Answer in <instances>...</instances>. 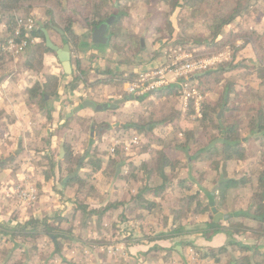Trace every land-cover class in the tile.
<instances>
[{
  "label": "trees",
  "instance_id": "1",
  "mask_svg": "<svg viewBox=\"0 0 264 264\" xmlns=\"http://www.w3.org/2000/svg\"><path fill=\"white\" fill-rule=\"evenodd\" d=\"M127 1L133 0H70L68 6L64 5L63 0H0V20H4V29L0 31V67L18 58L19 60L16 62L15 67L5 73L6 77L16 80L21 72L27 70L38 74L39 79L32 81L27 88L28 104L29 106L38 108L48 122L52 119V110L47 108L46 103L58 95V89L61 84L60 76L63 71L59 73V71L55 72L51 70L45 61L46 54L50 53L56 57V53L47 47L43 29L47 31L52 30L57 33L64 43L69 44L71 54L74 55V50H77L79 47L82 48L86 44L81 35L75 31L74 24L85 25L92 31L94 27L99 26L106 19L114 16L115 19L110 25L109 31L110 35L115 37L120 32L116 24L118 22L124 23L128 20V15L120 7V5ZM254 2L253 0L160 1V3L167 6L168 10L158 13L155 25H150L152 35L161 38V32L166 25L172 38L175 27L170 16L178 7L180 9L179 12L192 10L194 13H198L200 7L207 6L210 3L208 8L210 14L206 26L207 34L201 39L192 38L193 45L186 47V50L198 58L201 56H211L225 48H229L230 51L229 60L216 63L213 68L206 71L190 74L185 81L189 85L200 88L202 91H207L211 89L209 82L214 76L234 72L237 78L230 79L225 77L218 99L216 101L207 100L203 102L200 117L195 116L192 100H190L186 111L173 108L168 115L156 120H149L143 124L132 122L121 125L120 127H133L135 130L144 133L146 141L140 147L141 152H146L152 148L153 142L159 147L156 149V155L152 160L142 159L143 161H141L142 168L147 172L146 183L142 187H139L135 193L129 194L122 200H109L102 207L90 208L88 210L86 205L78 202V198L83 194V189L88 184L85 177L89 176L92 178L94 174L104 170L103 168L106 164L105 160L94 152V147L92 148L95 139L89 138V148L84 150V152L86 151V155L83 158L81 157L83 154L79 155L74 149L71 139L64 138V156L58 161L57 165L65 172L66 176L70 175L63 187L74 188L73 210L54 216L30 217L20 224V227H8L7 229L5 228L6 230L0 229V233L2 235L8 234L12 240L20 237L21 239L33 241L35 251H39L36 245L37 239L45 237L52 245V256L57 253L60 254L63 243L70 239L72 231L71 228H64L63 224L69 223L70 219L74 218L76 214L80 213L84 218V224H88V222L93 220L97 224H100L107 211L120 208L118 215L121 220H126V211H151L156 208L158 205L156 198L174 180L176 181L175 184L180 186L188 184L190 175L189 177L188 174H181L183 177L173 176L174 169L183 164L182 158L180 159L179 157L185 156L186 162H200L208 169H214L213 171H215V175L219 176V179L213 191L186 192V205L180 204L172 209L171 223L168 225L166 232H162L150 239L174 238L191 232L200 233L205 239H210L213 235L221 232L226 234L230 239L234 233L239 234L241 232L255 233L257 236L264 238V166L254 172L253 178L246 172L241 173L240 177H228L225 171L227 163L231 161L243 164L251 158V162H253L252 158L255 152L248 148L246 139L243 137L242 128L244 126H246L248 135H252L253 139L264 143V103L258 107H252V112L248 115L246 111L248 101L242 98L243 94H247V92L253 90L252 86L254 84L259 89H264V34L251 25L247 19L244 23L241 20L253 8ZM116 5L119 7L114 12L113 10ZM39 6L44 11L42 22L40 21L39 23L37 21L35 27L28 32L22 27H18L17 19L22 15V12L28 8ZM58 29L62 31V34ZM26 34L30 38H34V40L31 41L27 37V43L22 47L18 56L3 49L10 39H13L17 45L21 44L22 40L26 39ZM172 42L177 45L185 44V42L174 38ZM92 44L93 46L101 45ZM139 46L141 48V42H139ZM248 46L252 48L255 60L237 58L238 52ZM75 63L72 67L71 82L82 81L85 84L91 85L93 81H89L86 78V71L81 70V59L76 57ZM111 71L117 76L116 83L118 84L132 79L134 76L136 77L134 71L125 73L126 70L123 68L115 71L110 68L105 70V72ZM182 81H184V78ZM179 89H181V85L173 82L160 87L155 92L167 96L177 94V96H180L178 93ZM82 97L80 96L79 99L81 98L82 100ZM127 98L141 99V97L136 96H127ZM72 120L73 117H63L62 124L55 131H48V136L46 138L42 137L41 146L35 148V154L46 148L49 145L50 139L56 136L59 130L64 127L70 131L71 138L80 137L78 128H74L71 124ZM194 122L197 123L196 126L200 125L214 129V132L208 134L209 140L204 138L203 134L197 133ZM91 124V129L97 130V134L107 131V125L104 122L93 121ZM167 124L176 130V135L171 140H166L165 142L166 136L156 135L153 130L158 126H165ZM118 147L114 151L115 155L111 159V163L116 164L118 161L117 157H120L122 154ZM50 156L41 155L37 159H47ZM260 156L259 162L264 164V150L261 151ZM32 158L33 161L36 157L32 156ZM150 162H153L154 166H149ZM212 163L215 167L213 169L211 167ZM8 165L5 162L0 165V169H4ZM121 165L120 162H117V167L120 168ZM43 166L44 164L39 163L35 170L39 172ZM77 166L78 170L76 171ZM15 169L16 167L11 169L10 172L22 175L20 174V170L19 173L18 169ZM153 173L160 179V184L157 186L149 185V178ZM205 174V171L199 172L201 176ZM47 178L45 177L43 180L45 181ZM253 179L254 183H252ZM10 180L8 178L4 182L0 180V185L9 183ZM37 185L41 186V182L39 181ZM189 186L191 188V185ZM247 186H252L247 209H239L236 212L229 213L228 218L215 220L214 214L220 209H226L230 193L239 187L246 188ZM90 190H93L92 185H89ZM206 199L208 202H206ZM192 203H194V211L196 213L207 215L205 221L196 223L193 229L187 230L184 227L188 223L181 219L180 212L184 206L189 207ZM139 216L145 217L141 214ZM245 220L253 221L256 227H250L248 224L243 223L246 222ZM238 221L241 222L238 223ZM192 243V241H180V245L182 246L191 245L194 247L195 245ZM227 245H237L238 250L242 253L244 252V254L230 259L226 264H253L251 256L247 254L251 250V246L234 239H231ZM195 249L197 251L200 250L199 248ZM227 251L226 245L216 248L206 247L205 253L201 254V258H214L215 261H218L220 260L219 255ZM254 264L260 263L255 262Z\"/></svg>",
  "mask_w": 264,
  "mask_h": 264
},
{
  "label": "rangeland",
  "instance_id": "2",
  "mask_svg": "<svg viewBox=\"0 0 264 264\" xmlns=\"http://www.w3.org/2000/svg\"><path fill=\"white\" fill-rule=\"evenodd\" d=\"M69 1L70 0H63L64 5L68 6ZM160 1L162 0H133L124 2L120 5L122 10L128 15V20L124 23L118 22L116 24L120 32L115 37L110 35V25L108 26L106 35L109 42L106 45L93 46L89 40L92 31H90L85 25L83 26L79 23L74 24L75 31L81 35L82 39L86 41V44L82 48L79 47L77 50H74V55L72 54L71 56L73 63V65L71 63V67L76 64V57L80 58L82 62L81 70H85L86 78L89 81H93L92 84L89 85L94 89V93L93 95L87 93L86 98L94 99L96 100L94 102L98 104H110L114 99L123 100V102L118 104L115 108L103 110L104 112L89 109L90 111L88 112L90 115L86 114L85 116L74 118L71 122L74 128H78L80 134V137L70 138L74 149L79 155L86 153L84 150L89 148L88 140L91 138L90 136L93 132V129L90 127V125H92L91 123L99 120L105 122L107 125V131L101 133L104 135L100 137L101 134L99 133V137H97L92 144L94 152L100 156L104 155L106 158V164L103 168L104 170L100 173H96V175H93L92 178L89 176L85 177L88 184L83 189V194H81L78 198V202L86 205L88 210L90 208L102 207V205L106 203L105 200H102L103 195H99L98 191L100 190L97 189V186L102 187V189L107 188L111 194H117L110 199L113 201L122 200L129 194L135 193L139 187H142L146 183L147 172L141 166V161H143L141 154H147V159L150 161L156 155V150L151 146L152 148L148 151L141 152L140 147L146 141V137L143 135L144 133L133 129V127L120 126L132 122L143 124L149 120L159 119L162 116L168 115L173 108L186 111L189 101L192 100V103L194 101L192 97L184 98L182 88L179 89L178 92L180 96H177L178 94L167 96L162 95L161 93H157L156 96L154 93L149 92L139 95L138 97H141V99H129L127 98V96L130 95L129 92L124 90L122 84L116 83V76L113 74V71L105 72V70L110 68L115 71L123 68L126 70L125 73L136 71L137 74L138 70H141L142 68L152 67L155 65L159 66L160 64L171 61V58L177 57L180 54H188L190 57L187 60L200 58L207 59L219 54H223L222 57H219V62L227 61L230 58L229 48L218 51L211 56H201L200 58L191 55L192 53L186 50V47H191L193 45V42L191 41L192 38L201 39L205 34H207L206 26L210 14L208 11L210 3L207 6L200 7L198 13H194L192 10L179 12L180 9L178 7L170 16V19L175 27L172 38L169 35L170 33L166 25L161 32V38H157L156 35H152L150 25H155L158 13L168 10L167 6L160 3ZM118 7L119 6L116 5L113 11L115 12ZM30 14L34 15L39 23L40 21L42 22L44 15L42 7L28 8L22 12L20 17ZM246 19L251 25L256 27L259 32L264 34V0H256L254 2L253 8H251V10H249L247 14L241 18L243 23ZM3 25L4 20H0V29H2ZM48 34L51 40L57 45H63L64 42L57 33L51 30L48 31ZM173 38L181 40L185 42V44H174L172 42ZM139 42L142 43L143 48L142 46L140 48ZM179 49H181V51ZM51 57L53 59L54 55L51 54ZM237 58L248 59L251 61L255 60L253 57V50L250 46L238 52ZM216 63L204 68L201 71L213 68ZM58 68L60 69L61 67ZM225 77L230 79L237 78L234 72L214 76L209 82L211 84V89L207 91H202L196 86L189 85V83L188 86L189 88L194 87L199 91L201 96L199 101L202 106V103L207 100L216 101L218 99L219 91L221 90ZM134 79L135 76L128 80L132 81ZM77 82L85 84L82 81H76L74 83ZM178 82L180 81H174V83ZM171 83L173 82H169L168 84ZM252 87L253 90L247 92V94H243L242 96V98L247 99L246 101H248L246 105L248 115L251 114L252 107H258L264 103V89H259L255 84ZM110 94H114L115 98H110L109 101L108 95ZM131 96L133 97L135 95L132 94ZM25 99L27 100V103H25L26 109L23 117L29 120L33 118L36 113L41 112H36V109L34 110L36 107L29 106L28 98L25 97ZM51 100L52 98L48 101ZM21 115L22 113L20 116ZM61 118L63 117L61 116ZM110 123L112 124L110 125ZM196 125L197 123L194 122V126ZM196 128L197 133L203 134L202 136H204L207 140H209L208 134L214 132L213 128L202 127L200 125L196 126ZM153 132L156 135H165V142L166 140H171L172 137L176 135V130L169 124L165 126H158L153 130ZM133 133L139 137V143L131 145L129 149H125L126 143L131 139ZM242 134L243 137L248 135L246 126L242 128ZM115 137L120 141V143L115 146V149L120 146L118 148L122 152L120 157H117L118 161L116 160L122 164L120 168L117 167V162L116 164L111 163V159L115 155V149L113 152H110V149L112 147V139ZM249 140H251L252 145L250 144L248 148L251 151H254L255 154L252 158L253 162H251L253 165L249 166L250 168L247 172H253V169H256L257 171L264 166L263 163L259 164L258 162L261 157L260 153L264 150V143H260L251 137ZM153 144L157 146L155 142H153ZM50 155V158L47 159H37V157H41V155L35 154V151H25L24 148L22 150L20 147L19 157L17 154L14 156V160L12 162H8L12 169L16 167L15 170L18 169V171H21V173L19 171L20 174H24V182H26L19 183V186L25 187L33 185L37 192V199L33 205H22V203L18 202L15 198H8L9 203L19 205V207H23L22 209L24 210L22 214L19 212L18 219L22 222L18 223V221V224L15 223V228L20 227V224L24 223L26 219L30 217H42L43 215L54 216L59 214L63 209L61 202H66L67 200L70 201L74 198V188L66 189V187H62V181L67 176L57 165L58 161L62 159V157L59 156L58 149L55 148L53 153ZM9 156L10 154H5L2 156L1 160ZM32 156L36 157L33 161ZM81 157L84 158L85 156ZM133 157H135V160H133ZM179 158H182L183 164L174 169V177L182 176L184 174H188V177L189 175L195 176V178L202 177L201 175H198V173L195 175L192 172L194 169L193 167L192 169L187 168L188 164L186 165L185 156H180ZM39 163L44 164V166L42 170L37 172L35 168L37 169V165H39ZM236 163L238 164V162ZM236 163H232L234 167H232V165H228L229 174L240 177L242 175V170L236 166ZM149 166H154L153 162H150ZM211 167L212 169L215 168L213 163ZM235 169H238V171H235ZM213 170L211 174L214 176L215 171ZM15 174L10 171L8 172L9 177ZM45 177H48L44 181L46 182V188H44L46 190L41 191V186H38L37 183ZM103 178L105 181H103ZM49 181L54 183V186L52 187L54 190H52L51 194L48 188L49 183H47ZM191 182L192 181L189 180L188 184L191 185ZM149 183L148 184L151 186H157L160 184V179L153 173L149 178ZM175 183L176 181L174 180L173 183L167 186L166 190L156 198V201L158 202L156 208L151 211H126V220L120 219L118 215L120 208L107 211L100 224H97L95 220L88 222V224H84V218L80 215V213L76 214L74 218L70 219L69 223L63 224L64 228H71L72 231L70 239L63 243V248L60 254L57 253L52 256V245L45 237L37 239L36 245L39 251H35L33 248V241L21 239L20 237L12 240L8 234L2 235V233H0V264H122L123 262L124 264H134L129 252V244L133 236V231L136 230L137 233H141L142 239L156 237V233L159 230H165V227L167 228L169 225L168 222L172 217V209L180 204L186 205V192L193 193V191H197V188H194L192 185L190 188L187 183L182 186ZM89 185H92V191H89ZM242 188L245 187H239L237 190H233L232 193H230L229 203L226 209H220L219 212L229 214L236 212L239 209H247L248 204L246 205L243 203V200L246 202L245 200L249 198V191H252V188L248 186L246 187V190H242ZM119 193H121L120 196L118 195ZM245 193H247V199H245ZM97 201L100 203L99 205L96 203ZM3 202L4 200H0V203ZM5 206L6 205H4V207ZM73 208L74 207L71 206L66 212L72 211ZM137 214L144 215L145 217H138ZM180 214L181 219L187 221L188 225L193 227L194 224L201 222V219L207 215L196 213L194 211V203L190 204L189 207L184 206L181 209ZM9 217L14 218L15 212L13 211L9 213ZM94 218L96 219V217ZM239 222L241 221H238V223ZM243 223L248 224L249 221L246 220V222ZM0 229L2 230V228ZM184 237L185 238H183L182 241H190L189 234H185ZM231 239L251 246V250L248 251L247 254L251 256L253 264L255 262L264 264L263 237L261 238L255 233L241 232L239 234L234 233ZM231 239L226 235V240L223 245L227 246L228 251L220 254V260L218 261H215L214 258H201V254L205 253V247L203 248L192 243L196 247L191 245H181L178 247L179 250L173 254L170 252L169 248L165 249V251L162 252L164 254L161 262L163 264H226L230 259L240 257L244 254V252L242 253L238 250L237 245H227ZM195 248H199L200 250L197 251ZM138 260L141 261L140 258ZM138 260L137 262H139Z\"/></svg>",
  "mask_w": 264,
  "mask_h": 264
},
{
  "label": "crops",
  "instance_id": "3",
  "mask_svg": "<svg viewBox=\"0 0 264 264\" xmlns=\"http://www.w3.org/2000/svg\"><path fill=\"white\" fill-rule=\"evenodd\" d=\"M3 28H4V25H3L2 29H0V30L2 31ZM71 56H72V54H71ZM51 59H52V57H51L50 53L45 55V61H46L47 65L50 67V69L55 71V72L59 71V73H60V71L61 72L63 71V73H61V76H60L61 84H60V87L58 89V95L55 98H52L51 101H47V103H46L47 108L52 110V114H51L52 119L50 122H48L46 120V118L42 114V112L36 113L35 116L33 118L30 117L31 119H29V120L27 118L23 117V114H24L25 109H26L25 103H27V100L25 99V97L28 98L27 93H26L27 88L29 87V85L32 81L39 79L38 74L34 71L27 70V71L21 72L18 75L16 80H12L10 77H6L5 73L9 69H13L15 67L16 62L19 60L18 58H16L15 60H13V61H11V62L0 67V77L2 78V80L0 82V157L1 158L5 154L6 155L7 154H10V155L13 154L15 151H17V149H18L17 154L19 157V148L20 147L22 150L24 148L25 151H28V152L33 151L34 152L36 147L41 146L42 137L46 138V136H48L47 135L48 131H53V130L55 131L62 124L63 121H62L61 116L64 118L73 117V119H74V118L85 116L86 114L90 115V113L88 112V111H90L89 109L104 112L103 110H96V109H93L91 107H81V109L79 111L74 112L75 107L80 105L83 100L88 99V100L96 101L94 99L86 98L87 93H89L90 95H93L94 89L91 88V86L89 84H82L79 82L71 83L72 67H71L70 74H68L64 71V69L61 65V62L59 61L57 55H56V57L54 56L52 60ZM70 65H71V57H70ZM58 67H61V68L59 69ZM135 75H136V71H135ZM130 81L131 80H125L122 83L124 90H126V84ZM155 91H153L151 93H154L157 96V93ZM80 96L81 97L83 96L82 100H81V98L79 99ZM108 96H109L108 97L109 101H110V98H115L114 94H110ZM129 96H131V95H129ZM136 97H138V96H136ZM114 100H116V99H114ZM34 110L36 112H40V110L38 108H34ZM105 110H107V109H105ZM21 113H22V115L20 116ZM94 118H96V117H94ZM94 120H96V119H94ZM97 122H99V120ZM101 122H103V121H101ZM111 124L112 123H110V125ZM103 135L101 134L100 137ZM133 135H136V134L133 133ZM90 137L97 139V137H99V134H97L96 130H93L92 135ZM250 137L252 138V135H247L244 137L246 139L247 146H250V144H251V140H249ZM64 138H66V139L71 138L70 131L67 130L65 127L63 129H60L58 134L50 139L49 145L46 148H44L42 151H39L37 155H48V156H50V154L53 153L54 149L57 148L58 152H59V156L63 157L64 154L63 155L61 154V147L63 146V150H64V145H63ZM115 139H117V138L115 137ZM19 145H20V147H19ZM152 147L155 148V150L158 149V147L154 144H152ZM17 154H15V155H17ZM32 154H34V153H32ZM83 156H85V153L83 154ZM101 157L103 160H106L104 155H102ZM141 157H142V159H147V154L143 153V154H141ZM13 158L9 162H12L14 160ZM133 158H134L133 160H135V157H133ZM3 161H4V159L1 160L0 162H3ZM233 162L234 161L228 162L226 165L225 171H226L228 177H237V176H234L233 174L232 175L229 174V166L232 165V167H234L232 164ZM258 162H259V160H258ZM6 163H8V162H6ZM259 164H260V162H259ZM186 165H187V168H191V169H192V167L194 168L192 170V172L195 175L197 173L199 175V172H203V171L206 172V175H202L201 178H199V177L195 178V176H192V175H190V177H189L190 180L192 181L191 185L194 188H197V191L201 192V191H205V190L206 191H213L214 190V187L216 186V183L219 179L218 175L213 176V174H211L212 170L208 169L207 167H205L200 162H194V161L186 162ZM251 165H253V163H251V160H249L243 164H239V163L237 164L236 163V166L241 168V170H242L241 173L246 172L249 174V176H251L253 178V174L256 171V169H253V172H251V171L247 172L250 168L249 166H251ZM11 169L12 168L10 167V165H8L4 169H0V180L2 182H4V180L7 178L11 179L9 183L7 182L8 184L5 183V184L0 185V191H4V190L8 189V188H10V186H12L14 184L26 182V181L24 182V179H25L24 174L19 175L17 173L16 175H12L11 177H9L8 172ZM235 171H238V169H235ZM95 175L96 174H94V176ZM103 181H105V179ZM27 182H28V180H27ZM40 182H41V191L42 190L45 191L46 189H44V188H46V182H44L43 179L40 180ZM47 183H49L48 188H49L50 194H51L52 190H54L52 188L54 186V183L51 181H49ZM252 183H254V179L252 180ZM62 187H63V185H62ZM249 187L252 188V186H249ZM97 189L100 190V191H98L99 195H101V194L103 195L102 200H105V202H107V200H110L113 196L117 195L115 193L111 194L107 188L102 189V187L97 186ZM242 190H246V188H242ZM249 192H251V191H249ZM120 194L121 193H119L118 195L120 196ZM246 194L247 193H245L244 195L246 196ZM5 198H7V197H5ZM245 199H247V196ZM248 199L245 200L246 202H244V200H243V203H245L247 205L248 201H249ZM73 200H74V198H72L70 201H68V200L66 202L62 201L61 203H62L63 209L60 213H62V214L65 213L71 206H73ZM206 202H208L207 199H206ZM96 203L98 205L100 204V203H98V201ZM4 205H6V206L4 207ZM55 207H56V205H55ZM22 208H20L19 205H14L12 203H9L8 199H5L3 203H0V228H2V229L6 228L7 229L8 227H14L15 223H17L18 221H19L18 223H21L22 221L18 219L19 218L18 216H19V212H20V214H22L24 212V210ZM13 211L15 212V217L10 218L9 213H11ZM205 218H206V216L203 219H201V221H205ZM247 221H249L248 225L250 227H254V228L256 227V225L253 221H251V220H247ZM170 223H171V220H169L168 224H170ZM194 225H196V224H194ZM184 228L187 230H191V229H193V226L185 225ZM167 229H168V226H167V228L165 227V230H159L156 233V235H158L162 232H166ZM137 234H139V233H137V231L134 230L133 236L130 240L131 242L129 244V252L131 254L130 257L134 261V264H137V263H139V264H163L161 261L163 259L164 253H162V252H164L165 249H167V248L170 249V252L172 254L177 252L179 250L178 247L181 246L180 241H182L183 238H185L184 235H181L180 237L177 236L174 238H167V239H159V238L142 239L141 233L139 235H137ZM135 236H137V237H135ZM189 236H190L189 240L192 241L193 244L200 246V247H203V248L204 247L205 248L206 247L216 248L218 246L223 245L225 243V240H226V235L222 232L213 235L210 239H205L204 237H202L200 235V233H196V232L189 233ZM153 244H155V245H153ZM259 249H260V247H259ZM139 258L141 261L138 260ZM137 260L139 262H137ZM122 264H124V262Z\"/></svg>",
  "mask_w": 264,
  "mask_h": 264
},
{
  "label": "built area",
  "instance_id": "4",
  "mask_svg": "<svg viewBox=\"0 0 264 264\" xmlns=\"http://www.w3.org/2000/svg\"><path fill=\"white\" fill-rule=\"evenodd\" d=\"M37 24V19L34 15H27L24 17H18L17 25L22 27L27 32L31 30ZM18 33V31H16ZM33 41L34 38H30L26 34V39L22 40L21 44L17 45L13 39H10L6 46L3 49H6L15 56H18L22 47L27 43L28 38ZM181 51V49H179ZM223 54L213 56L207 59H193L187 60L190 56L188 54H180L177 57L171 58V61L160 64L159 66L155 65L152 67L142 68L138 70L134 80L126 84V90L130 95H143L145 93L152 92L159 89L160 87L168 85L169 82H174L179 80L178 84L181 85V88L184 92V98L192 97L193 98V108L195 110V116H201V103H200V93L194 88L188 86V82L185 81L188 79V76L193 73L200 72L206 67L213 65L216 62H219V57H222ZM185 60V61H183ZM171 76V77H170ZM184 78V81L182 79ZM120 141L118 139H112V147L110 152H113L115 146L118 145ZM139 143V137L133 135L131 139L126 143L125 149H129L131 145H136ZM31 186H19V184H14L10 188L0 191V200H5L10 197L15 198L22 205H33L37 199V192L35 187ZM7 197V198H5Z\"/></svg>",
  "mask_w": 264,
  "mask_h": 264
},
{
  "label": "water",
  "instance_id": "5",
  "mask_svg": "<svg viewBox=\"0 0 264 264\" xmlns=\"http://www.w3.org/2000/svg\"><path fill=\"white\" fill-rule=\"evenodd\" d=\"M115 17L111 16L108 19H106V21L104 23H101L99 26L94 27L91 35H90V42L94 43V44H101V45H105L108 42V38H107V30H108V26L111 25L114 21ZM58 31L62 34V31L58 29ZM44 32V36H45V42L47 47H49L52 51H54L59 59V61L61 62V65L64 69V71L68 74H70L71 72V65H70V57H71V51H70V46L68 43H63L62 46H59L57 44H55L49 34L48 31L46 29H43ZM64 37V36H63ZM64 39V38H63ZM2 78L0 77V82H1ZM123 100L122 99H118V100H114L112 101V103L108 104V103H103V104H97L92 100H83L81 102L80 105H78L77 107H75L74 112H77L81 109V107H91L93 109L96 110H105V109H109V108H115L118 104L122 103ZM20 147V145H19ZM17 151H15L13 154H11L9 157L5 158L3 162H0V164H3L5 162H9L15 154H17ZM61 154H64V150H63V146L61 147ZM86 154V153H85ZM78 168V166H77ZM76 168V171H77ZM75 171V172H76ZM70 177V175H68L67 177H65V179H63L62 181V185H64V183L66 182V180ZM230 214L228 213H222V212H216L214 214V219L217 220L219 218H228ZM232 264V263H231Z\"/></svg>",
  "mask_w": 264,
  "mask_h": 264
}]
</instances>
